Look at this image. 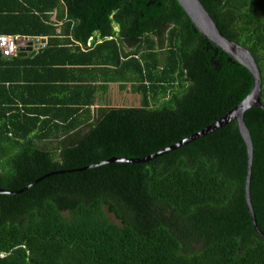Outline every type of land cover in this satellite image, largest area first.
<instances>
[{"label":"trees","instance_id":"trees-1","mask_svg":"<svg viewBox=\"0 0 264 264\" xmlns=\"http://www.w3.org/2000/svg\"><path fill=\"white\" fill-rule=\"evenodd\" d=\"M200 2L255 58L264 105V0ZM0 35L47 37L52 66L38 89L20 76L37 63L0 50V189L32 185L0 194V264H264L236 120L147 163L78 170L171 147L250 93L177 0H0ZM39 90L65 97L39 107ZM244 117L264 233V109Z\"/></svg>","mask_w":264,"mask_h":264},{"label":"water","instance_id":"water-1","mask_svg":"<svg viewBox=\"0 0 264 264\" xmlns=\"http://www.w3.org/2000/svg\"><path fill=\"white\" fill-rule=\"evenodd\" d=\"M179 4L184 9L185 13L190 18L191 22L195 26L196 30L205 37L210 43L216 46L218 49L227 53L230 59H234L239 64L243 65L247 68L253 78V86L250 93L247 97L236 106L235 109L230 111L227 115L214 122L210 126L205 129L193 134L191 137L184 139L177 144L165 148L153 155L140 158V159H128V158H111L109 160L100 162L96 165H91L78 170H89L91 168H95L100 165H104L107 163L113 162H122V163H147L160 155L169 153L179 147H182L190 142H193L199 138H202L215 130L224 127L229 124L231 121L236 120L238 122V127L240 134L245 142L247 147V173L245 180V198L248 206V211L252 218L253 228L256 232H258L262 237H264V233L259 229L257 224V219L255 215V211L252 204L251 194H250V183H251V173H252V164H253V142L251 138V133L247 127L245 122L244 114L247 110L251 108H262L264 109V105L261 101L262 94V75L258 64L255 61V58L252 56L251 52L245 47L241 46L237 42L228 39L218 28L216 22L213 20L209 12L206 10L204 5L200 2V0H177ZM45 38H36L34 43H45ZM20 49V48H19ZM20 51V50H19ZM22 53V52H20ZM25 55V54H24ZM51 175V174H50ZM49 176V175H47ZM46 176V177H47ZM40 178L38 180H42ZM32 185L26 187L25 189L17 192H10L0 189V194H20L23 191L30 188Z\"/></svg>","mask_w":264,"mask_h":264},{"label":"crops","instance_id":"crops-1","mask_svg":"<svg viewBox=\"0 0 264 264\" xmlns=\"http://www.w3.org/2000/svg\"><path fill=\"white\" fill-rule=\"evenodd\" d=\"M23 38L25 39L22 40V42H20L23 45L19 47L20 51L18 52V56L25 57L27 60L34 61L37 64L36 65L28 64L26 70H22L20 73V76H23L21 80L26 78L28 82H31V85H35L38 89L39 88L44 89V87H46L49 83V79L47 78L50 76V69L52 66L48 64V60L50 59V57L44 54L40 56L39 52L43 51L45 45L47 44V37H37V38H45L46 42L44 44L34 43V40L36 38H33V39L28 38V37H23ZM54 94L55 93H53V95H45L39 90L38 93L35 94V98L41 100L42 102L38 104L39 107H46V105H48L49 107V104H48L49 100L55 103V102H60V100L64 99L65 97V96H61V94H58V93H57L58 95L56 94L54 95Z\"/></svg>","mask_w":264,"mask_h":264},{"label":"built area","instance_id":"built-area-1","mask_svg":"<svg viewBox=\"0 0 264 264\" xmlns=\"http://www.w3.org/2000/svg\"><path fill=\"white\" fill-rule=\"evenodd\" d=\"M25 38L0 35V50L5 57L15 56L19 52V44ZM90 42L88 43V46Z\"/></svg>","mask_w":264,"mask_h":264}]
</instances>
